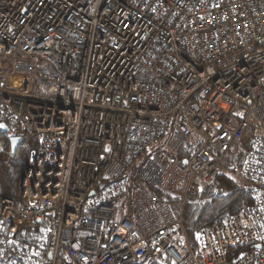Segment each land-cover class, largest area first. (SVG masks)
<instances>
[{"label": "built area", "instance_id": "1", "mask_svg": "<svg viewBox=\"0 0 264 264\" xmlns=\"http://www.w3.org/2000/svg\"><path fill=\"white\" fill-rule=\"evenodd\" d=\"M4 61L0 171L37 146L0 264H264V0H0ZM231 153L248 201L195 250L188 197Z\"/></svg>", "mask_w": 264, "mask_h": 264}, {"label": "trees", "instance_id": "2", "mask_svg": "<svg viewBox=\"0 0 264 264\" xmlns=\"http://www.w3.org/2000/svg\"><path fill=\"white\" fill-rule=\"evenodd\" d=\"M0 136L5 137L6 132L0 127ZM36 139L29 137L24 139L17 147L15 154L11 153L10 143H7L1 157L0 185L4 195L19 197L18 185L22 179L31 152L36 148ZM182 152L176 155L181 158ZM242 158L238 154L231 153L225 169L240 168ZM225 172L215 176L206 182L203 189L198 193L190 194L187 200L184 224L193 249H197V237L201 229L213 224L237 211L239 202L248 201L244 193V186ZM22 201H20V204ZM264 247V244H263ZM242 251V249L240 250ZM156 264H167L161 260Z\"/></svg>", "mask_w": 264, "mask_h": 264}, {"label": "rangeland", "instance_id": "3", "mask_svg": "<svg viewBox=\"0 0 264 264\" xmlns=\"http://www.w3.org/2000/svg\"><path fill=\"white\" fill-rule=\"evenodd\" d=\"M8 72H9L8 62L4 61L0 67V83L1 84L4 83V80L7 78ZM150 152L151 150L149 151V153ZM143 161H144L143 159H140L132 167L128 168V170L126 171L125 177L126 176L131 177L134 174V171L136 170V168L140 167L143 164ZM225 170L226 169H224L223 172H225ZM226 173H228L231 177H233L239 183L240 186H246L248 184V181L242 176L239 168H236L235 170L228 169L226 170Z\"/></svg>", "mask_w": 264, "mask_h": 264}, {"label": "water", "instance_id": "4", "mask_svg": "<svg viewBox=\"0 0 264 264\" xmlns=\"http://www.w3.org/2000/svg\"><path fill=\"white\" fill-rule=\"evenodd\" d=\"M0 127L4 130V131H8V128L7 126L4 124V123H1L0 124ZM22 141V138L20 137H13V138H10V150H11V153L12 154H15L16 152V149L18 147V145L21 143ZM186 164V161L184 162ZM257 248H261L262 245L261 244H258L256 246Z\"/></svg>", "mask_w": 264, "mask_h": 264}]
</instances>
